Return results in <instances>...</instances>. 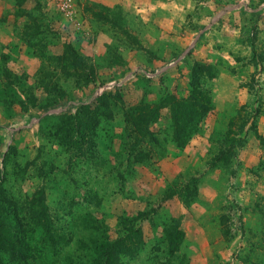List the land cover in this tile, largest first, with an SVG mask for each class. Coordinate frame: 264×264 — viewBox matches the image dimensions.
Instances as JSON below:
<instances>
[{
	"label": "rangeland",
	"instance_id": "rangeland-1",
	"mask_svg": "<svg viewBox=\"0 0 264 264\" xmlns=\"http://www.w3.org/2000/svg\"><path fill=\"white\" fill-rule=\"evenodd\" d=\"M69 1L0 0V264H264V0Z\"/></svg>",
	"mask_w": 264,
	"mask_h": 264
},
{
	"label": "trees",
	"instance_id": "trees-1",
	"mask_svg": "<svg viewBox=\"0 0 264 264\" xmlns=\"http://www.w3.org/2000/svg\"><path fill=\"white\" fill-rule=\"evenodd\" d=\"M240 4V3H239ZM249 12L264 11V4L258 8L246 7ZM155 73L158 70L154 71ZM206 98V97H205ZM68 106L78 107L79 109L88 108L87 102H73L66 103ZM174 107V140L179 146H183L186 142L180 139L182 133H185L188 127L193 130L198 126L200 121V115H198L197 107L200 105L199 101L195 104H188L186 101H179L172 99ZM64 108V106H59ZM58 107V108H59ZM92 117H89V121L92 123ZM82 133V132H81ZM189 136L187 135L186 138ZM149 213H143V216H147ZM143 245V235L139 228L132 229L125 237H120L116 240L102 239L94 245L91 261L88 264H129L124 261V256H135L136 252ZM167 246L171 253L177 251L178 242H176V236L170 235L168 232Z\"/></svg>",
	"mask_w": 264,
	"mask_h": 264
},
{
	"label": "built area",
	"instance_id": "built-area-1",
	"mask_svg": "<svg viewBox=\"0 0 264 264\" xmlns=\"http://www.w3.org/2000/svg\"><path fill=\"white\" fill-rule=\"evenodd\" d=\"M58 1H59L58 4L62 10H66V11L71 10L72 12L73 5L69 0H58Z\"/></svg>",
	"mask_w": 264,
	"mask_h": 264
},
{
	"label": "crops",
	"instance_id": "crops-1",
	"mask_svg": "<svg viewBox=\"0 0 264 264\" xmlns=\"http://www.w3.org/2000/svg\"><path fill=\"white\" fill-rule=\"evenodd\" d=\"M33 120V119H32ZM11 132H13V130H11Z\"/></svg>",
	"mask_w": 264,
	"mask_h": 264
}]
</instances>
